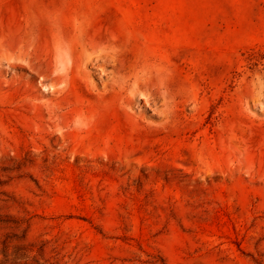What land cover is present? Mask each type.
<instances>
[{
	"label": "rangeland",
	"instance_id": "1",
	"mask_svg": "<svg viewBox=\"0 0 264 264\" xmlns=\"http://www.w3.org/2000/svg\"><path fill=\"white\" fill-rule=\"evenodd\" d=\"M0 264H264V0H0Z\"/></svg>",
	"mask_w": 264,
	"mask_h": 264
}]
</instances>
